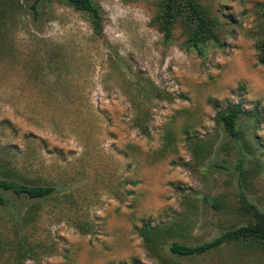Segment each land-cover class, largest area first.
Instances as JSON below:
<instances>
[{
  "label": "rangeland",
  "instance_id": "obj_1",
  "mask_svg": "<svg viewBox=\"0 0 264 264\" xmlns=\"http://www.w3.org/2000/svg\"><path fill=\"white\" fill-rule=\"evenodd\" d=\"M94 1L100 36L66 3L35 19L28 0H0V177L55 187L41 200L2 191L3 236L36 246L24 264H264L233 244L169 250L246 224L241 192L264 211V0H199L221 23V42L200 49L180 22L165 39L162 0ZM238 102L241 138L217 121ZM144 223L181 233L149 250Z\"/></svg>",
  "mask_w": 264,
  "mask_h": 264
},
{
  "label": "trees",
  "instance_id": "obj_2",
  "mask_svg": "<svg viewBox=\"0 0 264 264\" xmlns=\"http://www.w3.org/2000/svg\"><path fill=\"white\" fill-rule=\"evenodd\" d=\"M54 1L66 3L76 10L85 13L88 16L94 33L99 36L103 35V14L100 5L94 0H28V11L35 19H38L41 16L43 5ZM176 22H180L182 28L186 31V43L190 47L200 49L201 46L209 41L221 42L218 36V29L221 27V23L199 0H162L157 24L166 40L173 38V29ZM256 48L258 51V61L264 65V28L263 32L256 39ZM243 112L240 102L230 104L226 108L217 111V121L229 135L241 138L242 131L238 127V121ZM171 143L172 139L169 138V146ZM2 191L10 192L17 196L41 200L52 196L55 192V187L52 185L35 184L11 177H0V204L5 205L7 204V198ZM239 199V212L244 216H248L246 224L230 227L221 235L201 244L189 245L173 241L169 250L177 255H195L219 249L224 245L233 244L240 248L239 251H255L257 249L264 251V211L251 202L245 193L241 192ZM211 204L214 208L221 209L218 202L212 201ZM32 209H29L25 213L22 222L17 219L14 220L15 224L17 226L27 225V217L32 215ZM179 227L181 225H178ZM140 233L144 237L148 249L159 252L171 238L181 232L177 229L176 225L161 227L144 223L140 229ZM3 235L4 233L0 229V257L5 252H13L15 257L13 256L14 260L12 264H24L28 258L37 254L36 246L26 235H18L13 238L7 233L6 237Z\"/></svg>",
  "mask_w": 264,
  "mask_h": 264
}]
</instances>
